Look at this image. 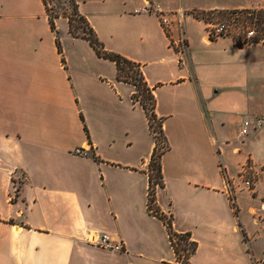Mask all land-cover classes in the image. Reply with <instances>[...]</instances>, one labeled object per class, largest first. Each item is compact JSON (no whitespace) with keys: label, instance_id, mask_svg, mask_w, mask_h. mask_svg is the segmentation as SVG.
<instances>
[{"label":"crops","instance_id":"crops-1","mask_svg":"<svg viewBox=\"0 0 264 264\" xmlns=\"http://www.w3.org/2000/svg\"><path fill=\"white\" fill-rule=\"evenodd\" d=\"M77 2L105 49L141 66L156 99L170 147L157 205L176 233L197 243L190 264H254L261 257L252 243L264 232L252 213L264 203V174L252 190L239 184L238 216L225 174L264 163V126L241 134L244 120L264 119V47L209 42L192 14L224 19L252 7ZM147 2L189 13L183 62L158 19L136 13ZM55 25L61 53L43 0H0V264H177L164 223L147 208L155 140L133 86L70 34L67 18ZM91 234L110 235L123 252L90 245Z\"/></svg>","mask_w":264,"mask_h":264},{"label":"built area","instance_id":"built-area-1","mask_svg":"<svg viewBox=\"0 0 264 264\" xmlns=\"http://www.w3.org/2000/svg\"><path fill=\"white\" fill-rule=\"evenodd\" d=\"M138 14L155 16L164 33L166 34L170 47L175 52L179 62H183L189 50L188 37L185 30L186 12H167L158 4L147 2L145 6L137 10ZM200 17L205 24L206 37L209 42L221 39L232 38L237 46H262L264 47V7L252 11H234L224 19L214 17L212 12L194 13ZM178 35H174V31ZM264 126V119L244 120L242 123L241 134L247 136L252 128L260 129ZM77 153H81L77 150ZM223 174L224 169L221 167ZM261 174H264V163L260 166L256 164H246L239 171L237 176L229 179L225 174V193L231 204L235 215H239V206L237 201V189L239 184L247 190H252ZM253 221L261 231L264 232V203H261L258 211L252 213ZM87 242L97 248L121 253L123 244L112 240L108 234H91ZM254 264H264V253L261 258L254 260Z\"/></svg>","mask_w":264,"mask_h":264},{"label":"trees","instance_id":"trees-1","mask_svg":"<svg viewBox=\"0 0 264 264\" xmlns=\"http://www.w3.org/2000/svg\"><path fill=\"white\" fill-rule=\"evenodd\" d=\"M43 3L49 16L50 26L56 34L57 46L60 53L62 52V48L55 21L63 16L68 19L70 34L74 38L87 41L99 58L113 62L117 69V80L119 82L133 86L134 93L132 100L135 104H140L144 109L149 121L151 134L155 140V147L149 165L150 188L147 203L148 212L151 216L156 217L164 223L175 253L176 263L190 264V259L197 252V243L191 240L189 234L176 233L173 229V216L162 214L157 205V189L164 187L161 161L170 147L163 130L164 119L157 117L156 99L146 83L141 66L120 54L105 49L104 44L99 40L88 20L79 12L77 0H67V7L70 12L62 15L58 13L51 15L47 1L43 0Z\"/></svg>","mask_w":264,"mask_h":264},{"label":"rangeland","instance_id":"rangeland-1","mask_svg":"<svg viewBox=\"0 0 264 264\" xmlns=\"http://www.w3.org/2000/svg\"><path fill=\"white\" fill-rule=\"evenodd\" d=\"M47 1V4H48V9L49 11L51 10V15H55V14H66L69 11V8L67 7V0H46ZM224 2H228V3H239V4H242V3H246L248 6H251L252 8H246V9H242V11H252L254 9H257V8H261V7H264V0H224ZM258 5H262V6H259ZM255 6H257L256 8H254ZM196 12V11H195ZM195 12H193L192 14H194ZM201 11L199 12H196V13H200ZM202 13V12H201ZM205 13V11H204ZM186 14L188 15L189 13L186 12ZM59 40H60V37H59ZM61 43V41H60ZM77 44H81V43H77ZM62 46V44H61ZM253 213H256V212H253ZM264 238V237H262ZM252 248L256 254V257L259 258L262 256V254L264 253V239H259L255 242L252 243Z\"/></svg>","mask_w":264,"mask_h":264}]
</instances>
